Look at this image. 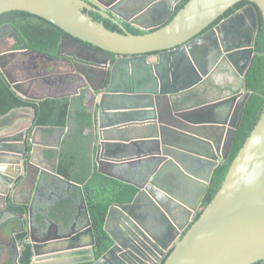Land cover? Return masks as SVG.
Listing matches in <instances>:
<instances>
[{"label":"water","instance_id":"water-1","mask_svg":"<svg viewBox=\"0 0 264 264\" xmlns=\"http://www.w3.org/2000/svg\"><path fill=\"white\" fill-rule=\"evenodd\" d=\"M95 1L102 3L0 0V16L27 12L69 35L62 38L56 57H63L62 51L69 49L64 57L74 66L75 76L85 83L86 98H92V148H97L98 171L139 189L131 204L110 208L104 229L114 245L94 264H150L152 249L163 256L172 246L164 264H264V112L233 160L221 188L201 209L215 169L230 156L253 93L246 89L245 77L255 55L257 9L247 6L206 31L243 1L257 5L264 18V0H189L176 15L180 0H110L103 3L104 10ZM159 5L165 6L163 21L144 26V17ZM96 9L116 23L123 34L109 30L86 13ZM125 23L145 34L128 32ZM247 35L250 40L244 44L239 37ZM24 53L0 54V69L12 88L30 100L54 97L31 96L23 90L24 81L8 71L3 60ZM150 57L155 60L150 61ZM226 58L234 72L225 67ZM29 110L32 117L25 125L15 120L0 127L4 136L0 143L17 141L21 147V164L14 165L9 159L12 155L4 153L8 148L0 146V182L7 184L0 200L5 206L10 186L22 177L18 194L32 169L36 170L32 196L35 194L42 174L36 160L41 155L52 153L53 173L57 175L61 145H41L36 139L39 128L29 134L35 118L34 109ZM26 136L33 144L27 162L23 161ZM145 161H155L157 166L144 184L115 173L116 167ZM206 170V177L197 174ZM181 179L203 188L195 203L187 199ZM16 204L29 206L32 224L26 228L22 222L21 232L30 233L24 245H31V264L70 250L89 249L93 253L96 242L90 220L87 227L77 230L76 217L60 231L57 225L52 227L43 221L33 225L32 198ZM127 210L130 216L124 214ZM8 214L7 220H23L10 210ZM17 256L20 258L19 251Z\"/></svg>","mask_w":264,"mask_h":264},{"label":"trees","instance_id":"trees-1","mask_svg":"<svg viewBox=\"0 0 264 264\" xmlns=\"http://www.w3.org/2000/svg\"><path fill=\"white\" fill-rule=\"evenodd\" d=\"M188 1L183 0L177 6L175 15L183 9ZM249 5H252V3L248 1L238 3L211 27ZM254 6L258 12L259 26L255 41V55L245 77L246 89L253 93L246 104L242 122L236 130L230 156L213 173L209 191L203 202V208L209 205L221 188L233 160L264 112V18L258 6ZM92 18L96 22L103 23L109 30L123 34L120 27L103 19L98 14H92ZM6 24L27 43L30 49L52 57L57 56L62 37L69 36L56 25L23 11L7 12L1 15L0 27L2 28ZM124 26L128 32L134 35L145 34V32L130 24ZM16 49H20V45L12 47V50ZM74 78L76 80L74 83L72 82L73 86H76L78 90L85 87V84L77 77L72 76L70 81ZM78 90L63 93H55L49 90L47 93L54 97H48L41 101L26 99L12 88L0 69V124L4 126L10 124L12 117L10 114L15 110L25 108L34 109L35 112L31 129L35 127L68 129L66 138L63 141L64 148L59 158L58 174L64 179L81 186L96 240L94 254L96 260H99L113 245L112 239L104 229L110 208L115 204L132 203L139 189L134 184L125 183L98 172L96 166L92 169L90 158L92 139L86 133L92 127V115L84 107L83 98L73 101L69 99V96L76 94ZM30 132H33V130ZM76 190L80 193L79 188ZM10 207L16 214H21L24 217L28 214L27 207L16 205H10ZM26 237L27 231L21 232L17 236V241L22 247L20 264H31L33 258L30 245H24ZM77 264L93 263L82 261Z\"/></svg>","mask_w":264,"mask_h":264},{"label":"flooded vegetation","instance_id":"flooded-vegetation-1","mask_svg":"<svg viewBox=\"0 0 264 264\" xmlns=\"http://www.w3.org/2000/svg\"><path fill=\"white\" fill-rule=\"evenodd\" d=\"M90 1L93 2V0H90ZM101 1H102V3L97 2V1H96V3H98L101 6L99 9L104 10L105 4H103V3H107L110 0H101ZM182 1L183 0H180L177 5H179ZM159 8L162 9L163 5L159 6ZM99 9H96L97 12L86 11V13L88 15H90L91 17H92V14H98L103 19L108 20L111 23H114L110 19H106L103 15H101L99 13V11H101V10H99ZM106 13L112 15L109 12H106ZM117 21L120 22V21H122V19H120V20L117 19ZM125 24H129V23H125ZM115 25L118 26L116 23H115ZM4 26H8V24H6ZM4 26H2V27H4ZM211 29H212V27L210 26V28H208V30L206 32H208ZM14 32L15 31L13 29L10 30L8 28V29L2 30L0 27V54L6 53L8 51H26V53H24V54H19V55L17 54L18 56H16V57L8 56L3 60V63L6 64L7 67L10 64V69H8V71H10V73L12 74V76L14 78H16L18 80L25 81L26 86L24 85L23 90L27 91L33 97L37 96V94H41L42 93L41 88L39 89L36 86H37L38 82H39L38 86L41 85L39 79L42 78V80H43L42 85L44 86V90H43L44 92H49V89H50V91H53L55 93H63V91L60 89V87L56 83L51 81L53 74L60 77V82L63 80H66V81H68L67 82L68 85H72V86H69V91L75 92L76 90H78L77 87L73 86V83L70 82V78H72V76L76 77L75 76L76 70H75L74 66L68 61V59L66 57H64L69 52V49H67L66 51H62V55H64L63 57H52V56H49L47 54H41V53H38L37 51L30 49L27 46V43L24 42L22 40V38L17 33H16L17 37H15ZM61 40H60V42H61ZM15 45H18V46L20 45V49L12 50V47ZM39 63H41V64H39ZM78 68L80 70L84 69V67H82L81 65H79ZM51 72H55V73L52 74ZM43 77H46V78L48 77V78H47V80H44ZM83 84H85V83H83ZM45 87H47L48 89H46ZM39 92H41V93H39ZM14 112L15 111H13V113L11 115H14ZM35 128H39V127H35ZM29 134H32V132L29 131ZM65 138H66V135L65 136L63 135L62 142L65 140ZM26 143H27V146H31V147L33 146L32 142H31V138L29 136H26ZM27 149H29V148L27 147ZM24 159L26 160V162L28 161V159H26V158H24ZM129 166L133 167L135 169V171L137 170L138 171L137 172L138 179L139 180L144 179V181L146 183L147 178L150 177L151 172L153 170H155L157 165H156L155 161H145V162H142V163L137 164V165H129ZM46 168H48V169H46ZM45 169H46L45 171L48 172V170L50 168L45 167ZM42 177H43V175L41 176L40 180L38 181V186H37L36 192L32 198L33 199V205L35 202H36L35 203L36 205H39V201L42 199L43 194H45V190H43V188L40 189V186L41 185L43 186L45 183L44 177H43V179H42ZM35 181H36V170L32 169L31 175L28 178V180L26 182L27 184L25 187L30 194L34 188ZM18 187H19V184L16 185L12 191H10V195L8 196L7 201H6V206L0 200V209L3 210L2 212L0 211V218H1V215L3 214V212L6 213L4 218L2 220L0 219V264H20L19 263L20 258H18V256H17L18 255L17 245H19V243L17 241V236L19 233H21V229L19 230L16 227V224L19 220H7L6 219V218L10 217L8 214V210L12 211V213L14 212L11 209L10 205H14V203L18 202L16 195L14 196V194L16 193L15 190H17ZM39 189L41 190V196H38V194H37V196H38L37 197L36 193ZM40 190H39V192H40ZM35 196H36V198H35ZM25 200H23V201H25ZM19 202H22V200H19ZM64 212H66V211H60L59 214L62 215ZM80 213H82L81 210H80ZM34 214L35 213H33V217H32L33 224L37 223V222H35L36 219L34 220ZM18 215H21V214H18ZM76 216L82 217V214H77ZM66 217L68 218L69 216H66ZM26 219H28L29 223L31 222L30 218H29V208H28L27 216L24 217L25 222H26ZM46 219L47 218L44 217L45 223H48L51 225L52 222L47 221ZM63 220H65V217H63V215H62V221ZM11 222H13V223L11 224ZM29 223H28V225H29ZM34 225H36V224H34ZM187 228H186V230H187ZM12 231L16 232V234L14 236L11 234ZM26 231H27L26 239H28L29 231L28 230H26ZM185 231L182 232V235L184 234ZM22 232H24V231H22ZM20 251L21 250H19V252ZM169 253H170V251L167 252V254L164 256L162 263L164 262L165 258L168 256ZM84 255L90 257V255H86V254H80L79 255V253H78V258L76 259V262L79 263V262L85 261L86 257ZM74 257H75V255L72 256V258H74ZM68 258H70V256L67 258L60 259L59 263L57 261H50V260H43L40 263L41 264H56V263H58V264H70L71 260H68ZM159 258H161V257H159Z\"/></svg>","mask_w":264,"mask_h":264},{"label":"crops","instance_id":"crops-1","mask_svg":"<svg viewBox=\"0 0 264 264\" xmlns=\"http://www.w3.org/2000/svg\"><path fill=\"white\" fill-rule=\"evenodd\" d=\"M177 6L175 7V10H176ZM164 14H166L164 8L160 9L159 11L154 10L153 12H151V14L144 17L142 23L146 27H148V26L153 27L155 25L156 21H160V20L163 21ZM154 60H155V57H152V58L150 57V61H154ZM39 64H41V63H39ZM8 67H9L8 69H10V64ZM51 73L53 74L55 72H51ZM53 77H52L51 81L56 83L63 92H69V86H72V85H68L67 84L68 81L63 80L60 82V77L55 75V74H53ZM47 78L43 77L44 80H47ZM39 80H40L41 85L38 86V83H39L38 82L36 87L39 89L41 88L42 93L39 92L41 94H37V96H35V97L41 98V97H45V96H43L44 95V93H43L44 92L43 91L44 86L42 85V82H43L42 78H40ZM75 80H76V78L71 79L70 82L74 83ZM45 88L48 89L47 87H45ZM78 91L79 92H77L76 94L69 96L70 101L83 98L84 107L92 115V111L94 108V105H92V103H90L92 98L91 97L86 98V94H85L86 91L84 88H83V90L79 89ZM31 117H32V112L29 109H25V108L18 109V110H15L14 115H12L11 122L15 121V120H20L21 121L20 124L22 125V123L24 124ZM92 126H93V124H92ZM0 127H4V125L0 124ZM34 129H31L30 131L33 130V132H34L35 131ZM67 132H68V129H60V128L52 129V128H46V127H39V129L36 130V139L43 146L61 145L62 151H63L64 145L62 142V138H63V135L65 136ZM86 133L89 134V136H91V139H92L91 145H90V147H91L90 158H91V163H92V169H94L95 166L97 167V163L94 160L95 155H96V147L92 148L93 147V140H94L93 127H91L89 130H87ZM52 156H53L52 153H45V155L40 156V160L42 161L41 166L49 167L50 169L48 170V172H46L44 170V172L42 174L44 177L45 183L43 186L42 185L40 186V189L43 188V190H45V194L42 193L43 197L39 201V205H36L35 204L36 202L33 205V213H35L34 214V220L36 219L35 222H37L34 224L37 225L43 221L44 224L50 225L48 223H45L44 217H46L47 221L52 222L51 226H53V225L61 226V224H65L68 220L69 221L67 223L72 222L73 216L76 217L77 214H82V217H80V221H81L80 226L83 227V225H86V223H87V218H86L85 209H84L83 203H82L81 186L74 183V182H71V181L69 182V180H66L63 177H61L60 175H58V174L55 175L53 173V170H54L53 165L54 164L51 161ZM137 172H138L137 170L135 171V169L133 167L129 166L128 164H125V166L122 165L120 167L115 168L116 174H118L119 176H121L127 180H132V181L139 180L138 176H137ZM207 172L208 171L206 170L205 172L201 171L197 174L198 175L200 174V176H202V177H206ZM43 177H42V179H43ZM143 180H140V181H143ZM200 182H202V181H200ZM180 184H181L182 188L185 191H187L186 195H187L188 199L190 200V202L195 203L197 201V199L199 198L200 194L202 193L203 188L201 186L196 185V184H190L189 182L182 180V179L180 180ZM77 188H79L80 193L77 192V190H76ZM39 190L37 191L36 196H37V194H38V196H41V190H40V192H39ZM77 193H78V195H77ZM31 196H32V193L30 194L28 192V190L25 188L24 190H21L18 193V195H16V198H17L18 202H19V200H22V202H24L23 200H25V199L29 201L31 199ZM36 196H35V198H36ZM85 204H86V202H85ZM24 207H26V206H24ZM80 210L82 211V213H80ZM60 211H66L62 214L63 217H65V220H63V221H62V215L59 214ZM66 216H69V217L67 218ZM22 222L23 221L19 220L16 224V227L19 230L21 229ZM24 223H25V226L27 227V225L29 223L28 219H26V222L24 221ZM38 264H41V263L38 262Z\"/></svg>","mask_w":264,"mask_h":264},{"label":"bare ground","instance_id":"bare-ground-1","mask_svg":"<svg viewBox=\"0 0 264 264\" xmlns=\"http://www.w3.org/2000/svg\"><path fill=\"white\" fill-rule=\"evenodd\" d=\"M178 4V3H177ZM176 4V5H177ZM255 4H252V5H249V6H254ZM159 6H161V5H159ZM159 6L157 7V8H155L154 10H160V8H159ZM165 6L163 5V8H164ZM176 7V6H175ZM247 7V6H246ZM245 8V7H244ZM256 8V7H255ZM243 9V8H242ZM153 10V11H154ZM164 10H165V8H164ZM152 11V12H153ZM258 13V12H257ZM151 14V13H150ZM235 14V13H234ZM164 15H166V14H164ZM224 16V15H223ZM232 16V15H231ZM230 17V16H229ZM165 18V17H164ZM228 18V17H227ZM220 19V18H219ZM225 19V18H224ZM162 21V20H161ZM222 21V20H221ZM220 23V22H219ZM218 23V24H219ZM217 24V25H218ZM217 25H215V26H217ZM250 25V24H249ZM145 26V25H144ZM215 26H213V27H215ZM259 26V25H258ZM10 27V26H9ZM212 27V28H213ZM2 30H4V29H8V28H1ZM10 30H11V28H9ZM153 31V30H152ZM151 31V32H152ZM15 33V32H14ZM249 35V34H248ZM242 36V37H239L241 40H243L244 41V44L245 43H247V41L248 40H250V38H249V36ZM17 36V35H16ZM216 38V37H215ZM214 39V38H213ZM225 67H227V68H230L231 69V72H234V68H232L229 64H228V58H226V63H225ZM237 72V71H236ZM4 138V136H2V135H0V139H3ZM5 142H2V143H0V146H2L3 147V145H4V147L5 148H8V152L7 151H4V153H10L12 156L9 158V159H11V160H13L15 163H12V164H14V165H18V164H21V160H20V150H21V147H20V145H19V142H17V141H12V142H9V143H5ZM27 147L29 148V149H27ZM33 147V146H32ZM32 147L31 146H26V152H25V154H24V156H23V161L25 160L24 158H26V159H29V157L30 156H28V154H29V152H31V150H32ZM61 149H62V147H61ZM10 150V151H9ZM62 151V150H61ZM61 153V152H60ZM96 156H97V148H96V155H95V158H94V160H95V162H96ZM59 157H60V155H59ZM39 164H41V160H40V158H39V160H36ZM97 163V162H96ZM58 164H59V159H58V163H57V174H58ZM19 166H21V165H19ZM14 168H15V166H14ZM46 169H48V168H46ZM45 169V167L44 166H42V174H43V172H44V170H46ZM97 170H98V164H97ZM12 173H16V172H14V171H11ZM99 172V171H98ZM41 174V175H42ZM59 175V174H58ZM41 178V177H40ZM148 179L149 178H147V181H148ZM22 180H23V178L22 177H19V178H17L16 179V182L13 184V185H11L10 186V191H12L14 188H15V186L16 185H18L19 184V186H20V183L22 182ZM136 182H139V183H142V184H144L145 183V181L143 180V181H140V180H135ZM70 182V181H69ZM68 182V183H69ZM27 184V183H26ZM26 184H25V187H26ZM35 184H36V181H35ZM5 187H7V184H5V182H0V199H1V196H2V194H3V191H5ZM25 187L23 188V190L25 189ZM34 187H35V185H34ZM18 189L19 188H17V190H15L16 191V193L14 194V196L15 195H18L17 194V191H18ZM34 189V188H33ZM37 189V188H36ZM32 192H33V190H32ZM31 192V193H32ZM139 193V192H138ZM9 195H10V193H9ZM8 195V196H9ZM149 195V194H148ZM8 196H7V198H8ZM34 196V195H33ZM33 196H31V198H33ZM81 196H82V203H83V207H84V209H85V214H86V218H87V223H86V225H83V227L82 226H80L81 225V221H80V216L78 217V216H76V217H78L79 218V221H78V226H77V230L78 229H82V228H84V227H87L88 225H89V220H90V218H89V215H88V210H87V207H86V204H85V200H84V196H83V194H81ZM137 196V195H136ZM186 197H187V195H186ZM136 198V197H135ZM187 199H188V197H187ZM31 200V199H30ZM29 200V201H30ZM7 201V200H6ZM134 201V200H133ZM25 202H28V200H26V201H24V202H16V203H25ZM16 203H14V205H17V206H19V204H16ZM129 204H131V203H129ZM115 205H118V204H115ZM120 205H126V204H120ZM20 206H25V205H20ZM114 206V205H113ZM26 207H28L29 208V206H26ZM14 213V212H13ZM109 213V212H108ZM15 214V213H14ZM124 214L126 215V216H130L129 215V210H127V212H124ZM15 215H18V214H15ZM22 216V215H21ZM75 216H73V220L72 221H74V218H76ZM107 219V218H106ZM10 220H19V219H10ZM20 221H23L24 222V217H23V220H20ZM69 221V220H68ZM67 221V222H68ZM91 221V220H90ZM65 223V224H61V226H58V228H59V230L60 231H62L63 229H66L68 226H69V224L70 223H72V222H70V223ZM30 224H32L31 222L29 223V225ZM29 225L27 226V228H29ZM53 225V224H52ZM71 225V224H70ZM54 226V225H53ZM52 226V227H53ZM92 226V225H91ZM64 227V228H63ZM105 227V226H104ZM108 234V233H107ZM29 235H30V233H29ZM40 236V234H35V237H39ZM28 239H29V237H28ZM25 240H27V239H25ZM25 242V241H24ZM95 242H96V240H95ZM96 245V244H95ZM113 245H114V242H113ZM112 245V246H113ZM30 247H31V245H30ZM95 247V246H94ZM21 248L22 247H20L19 245H17V249H18V251L19 250H21ZM173 246L172 247H170L167 251H166V254H167V252H169L170 251V253L172 252V250H173ZM172 249V250H171ZM31 250H32V248H31ZM78 253H79V255L80 254H86V255H90V257H88V256H85L86 257V259H85V262H92L93 264L96 262V261H98V260H96V258H95V261H93L92 260V256L94 255L95 256V254H94V249H93V253H92V251L91 250H89V249H85V250H78V251H72V250H70V251H67L66 253H62V255H60V256H56V257H53V258H41L42 259V261L43 260H50V261H57L58 263H59V260L60 259H63V258H67V257H69L70 256V258H68V260H71V262H70V264H77V262H76V259L78 258ZM157 252L154 250V249H152V254L150 255V257H149V260H151V263L150 264H164L165 263V261H166V259H167V257L170 255V253L168 254V256L165 258V261L162 263V260L164 259V256L165 255H160L159 256V253H157ZM32 254H33V252H32ZM73 255H75V257L74 258H72V256ZM156 255H158L159 257H161L159 260H157V261H153V258L156 256ZM33 259V258H32ZM39 260L40 259H38L37 260V264H38V262H39ZM67 260V259H66ZM32 262V261H31ZM41 262V261H40ZM58 263H56V264H58Z\"/></svg>","mask_w":264,"mask_h":264},{"label":"rangeland","instance_id":"rangeland-1","mask_svg":"<svg viewBox=\"0 0 264 264\" xmlns=\"http://www.w3.org/2000/svg\"><path fill=\"white\" fill-rule=\"evenodd\" d=\"M151 58H152V57H151ZM43 93H44V95H43V96H47V95H49V93H47V92H43ZM201 209H203V204H202V207H201ZM40 261H42V259H40V260H39V262H40Z\"/></svg>","mask_w":264,"mask_h":264},{"label":"clouds","instance_id":"clouds-1","mask_svg":"<svg viewBox=\"0 0 264 264\" xmlns=\"http://www.w3.org/2000/svg\"><path fill=\"white\" fill-rule=\"evenodd\" d=\"M18 80V79H17ZM18 81H20V80H18ZM21 81H23V80H21ZM25 82V81H24ZM24 85H25V83H24Z\"/></svg>","mask_w":264,"mask_h":264}]
</instances>
